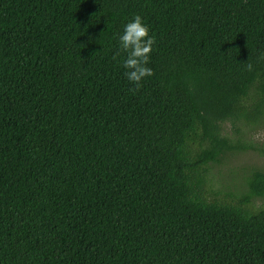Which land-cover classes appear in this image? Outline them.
Returning <instances> with one entry per match:
<instances>
[{"label": "trees", "instance_id": "obj_1", "mask_svg": "<svg viewBox=\"0 0 264 264\" xmlns=\"http://www.w3.org/2000/svg\"><path fill=\"white\" fill-rule=\"evenodd\" d=\"M263 118L264 0H0V264H264V171L210 175Z\"/></svg>", "mask_w": 264, "mask_h": 264}, {"label": "rangeland", "instance_id": "obj_2", "mask_svg": "<svg viewBox=\"0 0 264 264\" xmlns=\"http://www.w3.org/2000/svg\"><path fill=\"white\" fill-rule=\"evenodd\" d=\"M225 132H233L231 123L225 124ZM244 139L255 146L264 147V118L251 129L244 128ZM251 170L264 171V156L251 150L227 154L222 162L212 165L210 175L213 186L230 191H244V179ZM255 207H264V197L254 200Z\"/></svg>", "mask_w": 264, "mask_h": 264}, {"label": "clouds", "instance_id": "obj_3", "mask_svg": "<svg viewBox=\"0 0 264 264\" xmlns=\"http://www.w3.org/2000/svg\"><path fill=\"white\" fill-rule=\"evenodd\" d=\"M119 42L121 51L127 53L123 65L126 69L124 75L135 85L133 90L138 91L142 86L141 81L153 75L152 69L147 67V64L150 61L155 37L149 35L148 27L137 15L134 20L125 25ZM248 69H252L251 64L248 65Z\"/></svg>", "mask_w": 264, "mask_h": 264}]
</instances>
